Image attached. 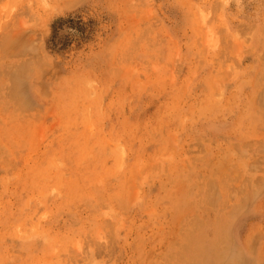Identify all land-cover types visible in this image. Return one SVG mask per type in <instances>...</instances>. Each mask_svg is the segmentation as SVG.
I'll use <instances>...</instances> for the list:
<instances>
[{"label":"rangeland","instance_id":"374dc122","mask_svg":"<svg viewBox=\"0 0 264 264\" xmlns=\"http://www.w3.org/2000/svg\"><path fill=\"white\" fill-rule=\"evenodd\" d=\"M0 264H264V0H0Z\"/></svg>","mask_w":264,"mask_h":264}]
</instances>
